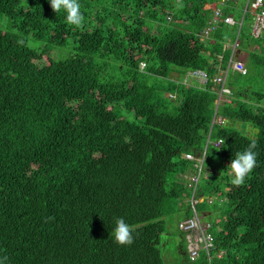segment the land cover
I'll return each mask as SVG.
<instances>
[{
    "label": "trees",
    "instance_id": "obj_1",
    "mask_svg": "<svg viewBox=\"0 0 264 264\" xmlns=\"http://www.w3.org/2000/svg\"><path fill=\"white\" fill-rule=\"evenodd\" d=\"M219 1L182 0L178 8L177 0H79L77 27L50 0H0L10 20L0 28V264H163L164 218L190 191L175 175L194 172L186 153L209 149L221 160L203 167L196 211L202 215L205 200L217 211L222 198L225 211L209 218V253L193 262L184 256L183 264H264V88L234 89L218 102L213 81L227 68L228 40L264 76V34L252 37L247 19L236 35L220 17L209 38L199 36ZM228 5L224 12L239 19L243 0ZM28 34L60 46L72 36L76 44L56 60L29 46ZM152 56L146 72L182 97L174 113L157 109L165 107L159 85L139 75ZM172 66L205 72L206 85L168 80ZM109 68L118 74L102 78ZM242 121L257 133L241 134ZM207 135L215 146L200 148ZM252 140L257 166L233 186L228 165ZM186 205L177 223L185 251L178 225L190 216ZM117 217L135 229L130 246L114 242Z\"/></svg>",
    "mask_w": 264,
    "mask_h": 264
},
{
    "label": "rangeland",
    "instance_id": "obj_2",
    "mask_svg": "<svg viewBox=\"0 0 264 264\" xmlns=\"http://www.w3.org/2000/svg\"><path fill=\"white\" fill-rule=\"evenodd\" d=\"M108 23L110 21L108 20ZM10 26V20L8 17H6L3 14H0V28L2 29H7ZM27 39V44L35 49H44L49 56H51L54 59H63L67 57V55L74 49V46L76 42L73 40L72 36H68L66 38V41L63 45H57L55 43H51L47 40V38H43L40 40H36L31 34H28L26 36ZM107 61L110 64H113L112 60L110 58L107 59ZM155 65L156 61L154 57L152 56L147 64L146 62L142 63L140 66L139 70V75L144 79L146 82H156L159 86L156 89V95L159 97V99L165 103V107H160L158 106V110H165L169 113H174L175 112V107L181 102L182 97H178L175 99V94L169 93L168 90L166 89V84L167 81L165 78L161 76H155L152 74H149L146 72V67H142V65ZM158 64V63H157ZM254 67L251 65L250 62H247L246 66L241 71H227L226 76H225V82L223 85V92L219 100H224L228 101L230 99L231 91L234 89H239V88H248V89H253V90H259L264 88V76L260 72L262 71V68ZM189 69L184 70L180 67H174L172 66V70H170V74L168 75L167 79H174V80H179L182 81L184 78H189ZM108 73L112 74H118V72H112V69H108L107 72L103 73L102 78H107ZM188 84V83H187ZM198 86V85H197ZM264 90V89H263ZM172 94V96H170ZM172 100H170V98ZM175 99V100H174ZM128 118L129 120H134L133 115L130 113L122 112ZM237 126V124L235 125ZM210 143L211 146L214 145V141L209 140L208 135L205 140L201 139L200 140V148H205L207 147V144ZM200 149V150H203ZM207 155L205 156L204 160V168L206 167H212L216 166L218 167L220 163V158L214 154L210 149L207 150ZM171 177V176H170ZM204 178H209L208 175L203 176ZM231 181V180H230ZM225 186L223 183L220 184V191L224 192ZM216 197L218 198L219 195L216 194ZM208 201L205 200L203 204L198 205V209L201 211V206H203L205 209L213 211L214 207L211 206L210 204H207ZM216 210L213 211L214 215L219 214V212H222V216L224 215L223 212L225 211V203L223 201H217L216 204ZM218 212V213H216ZM171 216V215H170ZM206 219V218H205ZM208 220V219H207ZM167 231V229L165 230ZM165 235L160 236V249H161V256H162V261L163 264H183L184 262V256L181 254L179 251V246H180V238H179V232L177 229L174 227V225L168 226V232ZM169 239V240H168Z\"/></svg>",
    "mask_w": 264,
    "mask_h": 264
},
{
    "label": "built area",
    "instance_id": "obj_3",
    "mask_svg": "<svg viewBox=\"0 0 264 264\" xmlns=\"http://www.w3.org/2000/svg\"><path fill=\"white\" fill-rule=\"evenodd\" d=\"M230 2L231 0L219 1L220 8L214 11L215 17L208 22V24L200 31L198 35L202 38H209L214 32L213 30L215 27L218 26L220 17H223V22L226 25L237 27L236 35H238L241 26L245 24L244 22L249 19V30L251 36L254 38L262 37L264 34V0H243L239 19L234 18V16L230 13L224 12V8L227 6L229 7L228 3ZM168 19H170V16H168ZM235 41L231 43L228 40L227 43L228 46H231L232 52L226 70H219L218 74L213 76V81L220 86V89L217 91L218 98H220L222 95L225 76L231 64H233L235 69L239 71L244 68L243 61L234 58L236 51ZM189 78L197 81L198 86L200 87H204L208 79L205 72L200 70H190ZM170 80L187 84L190 79L184 78L182 81L174 79ZM170 96H172V94H170ZM218 120L223 122L225 121L221 117H218ZM219 142L220 140L216 141L215 144L217 145ZM185 157L188 160L193 159L195 164L194 172L188 176V185L190 191L186 198L191 212L190 216L180 221L178 226L184 232L187 261L193 262L197 259L199 252L204 251L206 254L209 253L210 248L213 246V241L210 233L208 232V228L211 225L210 222L203 220L202 216L196 211V205L205 198L203 195L199 194L198 189L199 180L204 167L205 150L198 154L197 157H195L194 153H186Z\"/></svg>",
    "mask_w": 264,
    "mask_h": 264
},
{
    "label": "clouds",
    "instance_id": "obj_4",
    "mask_svg": "<svg viewBox=\"0 0 264 264\" xmlns=\"http://www.w3.org/2000/svg\"><path fill=\"white\" fill-rule=\"evenodd\" d=\"M50 7L55 13L64 10L66 12V21L70 25L82 26L84 16L80 11L81 5L79 0H50ZM177 7H183L182 0H177ZM142 67H146V65H142ZM219 144L223 145L224 140H221ZM256 147L257 142L252 140L242 152L236 153L235 158L228 165L232 174L231 184L233 186L238 187L243 185L247 176L257 166V153L254 151ZM134 231V227L127 224L123 217H117L112 232L114 242L120 246H130L134 242Z\"/></svg>",
    "mask_w": 264,
    "mask_h": 264
},
{
    "label": "crops",
    "instance_id": "obj_5",
    "mask_svg": "<svg viewBox=\"0 0 264 264\" xmlns=\"http://www.w3.org/2000/svg\"><path fill=\"white\" fill-rule=\"evenodd\" d=\"M248 56V53L245 51V50H237L234 54V58L235 59H238V60H242L244 63H246V58ZM231 68V66H230ZM232 69V68H231ZM224 70V69H223ZM226 70V69H225ZM232 70H236V69H232ZM238 71V70H236ZM219 72V71H218ZM218 74V73H217ZM216 75V74H215ZM188 84L189 85H195L197 86L198 83L197 81H195L194 79H190L188 81ZM187 172H184L183 174H176L175 175V178L178 179L179 181H181L183 183V185H185L187 188H188V182H187ZM180 207H182L181 209L177 210L176 212H174L170 217H167V218H164V220L166 221L167 223V229H168V226L170 225H174V227L177 229V231L179 232V238H180V241L182 242V237L180 235V231L178 230L177 228V223L180 219H182L183 217H185L187 215V205H186V197L182 198L181 202H180ZM201 212H202V217L204 220H207L209 221V218L212 216V213L210 210H207L205 208L201 209ZM218 213V212H216ZM206 218V219H205ZM168 230L167 231H164L162 235H165V238H168L166 237V234H167ZM169 240V239H168ZM179 251L181 252V254L183 256H186V251L185 250H181L180 246H179Z\"/></svg>",
    "mask_w": 264,
    "mask_h": 264
},
{
    "label": "water",
    "instance_id": "obj_6",
    "mask_svg": "<svg viewBox=\"0 0 264 264\" xmlns=\"http://www.w3.org/2000/svg\"><path fill=\"white\" fill-rule=\"evenodd\" d=\"M231 68L235 69L233 64L231 65ZM226 122L227 121L225 120L223 123L225 124ZM237 126H238L239 132L241 134H245V133L249 134L250 132L257 133V129L252 128V124L251 123H247L245 121H242V122L237 123ZM197 156H198V154H195V157H197Z\"/></svg>",
    "mask_w": 264,
    "mask_h": 264
},
{
    "label": "flooded vegetation",
    "instance_id": "obj_7",
    "mask_svg": "<svg viewBox=\"0 0 264 264\" xmlns=\"http://www.w3.org/2000/svg\"><path fill=\"white\" fill-rule=\"evenodd\" d=\"M244 63V62H243ZM232 65V64H231ZM244 66H245V63H244ZM230 68V67H229ZM237 70V69H236ZM239 71V70H238Z\"/></svg>",
    "mask_w": 264,
    "mask_h": 264
}]
</instances>
